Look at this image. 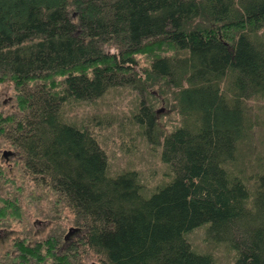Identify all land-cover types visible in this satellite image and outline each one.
Returning a JSON list of instances; mask_svg holds the SVG:
<instances>
[{"label":"trees","instance_id":"1","mask_svg":"<svg viewBox=\"0 0 264 264\" xmlns=\"http://www.w3.org/2000/svg\"><path fill=\"white\" fill-rule=\"evenodd\" d=\"M5 84L18 107L0 114V139L83 229L60 254L56 238L18 244L16 261L216 264L187 239L205 226L233 264H264V158L252 170L239 150L264 124V104L257 115L247 103L264 100V0H0ZM125 86L146 94L132 124L169 170L149 196L137 172L111 176L96 137L64 113ZM155 86L180 115L168 133L152 111Z\"/></svg>","mask_w":264,"mask_h":264},{"label":"rangeland","instance_id":"2","mask_svg":"<svg viewBox=\"0 0 264 264\" xmlns=\"http://www.w3.org/2000/svg\"><path fill=\"white\" fill-rule=\"evenodd\" d=\"M139 63L141 65L137 70L142 73L141 69L148 66V63L144 58ZM149 93L155 99L152 111L156 114L157 122L162 130L170 132L179 123L180 115L172 110V103L168 105L164 101L165 97L160 94L159 87L150 88ZM8 97H12V101L3 105ZM16 97L17 93L12 85L0 86V111L3 112V117L17 110ZM141 98L149 103L144 93L142 96L139 91L130 87H114L99 99L67 105L64 113L73 123L84 127L96 137L101 149L106 151L111 176L116 177L129 171L137 172L144 193L149 196L156 188L170 181V175L167 165L160 158L162 148L151 145L141 135L140 126L132 124V116L136 113ZM247 103L259 115L260 105L264 104V100L253 99ZM253 132V140L249 141L251 144H245L239 150L246 158L252 155L248 166L256 170L264 158V124L257 126ZM0 146L2 149L14 151L13 146L2 138ZM20 162L18 157L9 162L0 159V208L8 206L5 217H0V264H6V261L15 263L18 244L36 247L53 237L59 238L62 246L64 234L72 226H76L73 210L57 199L50 187L35 184L33 177L23 170ZM11 203L16 206L13 211L19 207L18 213L11 210ZM38 221H43L45 225L37 223ZM77 238L76 242L81 237ZM187 239L196 251L211 254L216 264H233L236 254L227 243L211 240L205 226L193 231ZM41 248L43 255H49V248ZM55 253L57 250H54ZM79 261L81 264H94L95 258H87L84 253ZM52 263L53 260L49 258L44 264ZM17 264H23V261H17Z\"/></svg>","mask_w":264,"mask_h":264},{"label":"flooded vegetation","instance_id":"3","mask_svg":"<svg viewBox=\"0 0 264 264\" xmlns=\"http://www.w3.org/2000/svg\"><path fill=\"white\" fill-rule=\"evenodd\" d=\"M12 99H13L12 97H8V99H6V101L3 102V105H5L9 101H12ZM0 114H3V112L0 111ZM5 151H7V152L11 151L12 154H8L5 156L4 155ZM17 157L20 159L18 153H15L14 151H12L10 149H8V150L2 149L0 146V159L1 160L9 162V160H11V159L13 160ZM37 223L45 225L43 221H38ZM71 228H77L78 230H74L72 232V235H67ZM71 228L69 229V231L66 234H64V244L62 246L60 244L59 247L57 246V249H55V250H57V252L63 253L65 251H67L69 249V247H72V244H74L77 241V239H78L77 237H81V235H83V229L79 228L78 226H74V227L72 226ZM74 235L76 236V239H74ZM50 238H53V237H50ZM57 239H59V238H57ZM58 249H60V250H58ZM14 261H15V263L13 262V264H16L17 261L15 259H14ZM5 263L10 264L9 261H6Z\"/></svg>","mask_w":264,"mask_h":264},{"label":"water","instance_id":"4","mask_svg":"<svg viewBox=\"0 0 264 264\" xmlns=\"http://www.w3.org/2000/svg\"><path fill=\"white\" fill-rule=\"evenodd\" d=\"M8 154H12L11 151H8V152L5 151V152H4V155H5V156L8 155ZM74 230H78V229H77V228H71L67 235H72V232H73Z\"/></svg>","mask_w":264,"mask_h":264}]
</instances>
